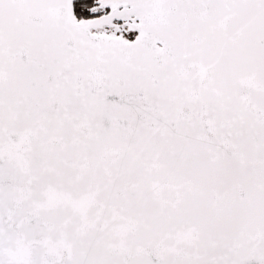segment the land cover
Listing matches in <instances>:
<instances>
[{"label": "snow or ice", "instance_id": "obj_1", "mask_svg": "<svg viewBox=\"0 0 264 264\" xmlns=\"http://www.w3.org/2000/svg\"><path fill=\"white\" fill-rule=\"evenodd\" d=\"M0 264H264V0H0Z\"/></svg>", "mask_w": 264, "mask_h": 264}]
</instances>
